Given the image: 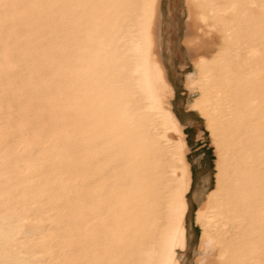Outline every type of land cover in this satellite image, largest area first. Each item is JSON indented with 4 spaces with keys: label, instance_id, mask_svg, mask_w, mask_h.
Wrapping results in <instances>:
<instances>
[{
    "label": "bare ground",
    "instance_id": "bare-ground-1",
    "mask_svg": "<svg viewBox=\"0 0 264 264\" xmlns=\"http://www.w3.org/2000/svg\"><path fill=\"white\" fill-rule=\"evenodd\" d=\"M184 1V85L214 147L209 189H192L161 0H61L89 6L58 10L55 31L31 7L49 0H0V264H165L177 228L182 264L190 193L196 264H264V0ZM9 227L29 234L9 244Z\"/></svg>",
    "mask_w": 264,
    "mask_h": 264
},
{
    "label": "rangeland",
    "instance_id": "rangeland-1",
    "mask_svg": "<svg viewBox=\"0 0 264 264\" xmlns=\"http://www.w3.org/2000/svg\"><path fill=\"white\" fill-rule=\"evenodd\" d=\"M161 10V54L169 78L175 88V98L172 100L174 111L187 127H191L194 120L199 121L196 124L198 129L200 124L204 125V128L198 131L195 136L185 131L190 147L187 156L192 165L193 189L203 182V178H207L205 185L209 189L214 185V147L208 132L205 130L204 119L200 117L198 112L188 110V103L197 92L188 90L184 85L186 74L195 70L188 47L184 44L189 21L188 8L184 0H161ZM211 43L204 44L203 49H200L196 54L207 53L206 51L213 47ZM200 155L204 156L203 159H200ZM188 199L190 204V211L187 216L188 247L182 255V264H196L200 228L195 225L194 211L198 203L193 199L192 193L189 194Z\"/></svg>",
    "mask_w": 264,
    "mask_h": 264
},
{
    "label": "snow or ice",
    "instance_id": "snow-or-ice-1",
    "mask_svg": "<svg viewBox=\"0 0 264 264\" xmlns=\"http://www.w3.org/2000/svg\"><path fill=\"white\" fill-rule=\"evenodd\" d=\"M89 5L84 4H76V3H68V2H61V0H49L47 3H36L31 5V7L41 10V19L39 21V27L45 31H55L58 29L63 23H66L67 17H62L58 10H77L82 9L84 7H88ZM254 7V6H253ZM32 27V25H29ZM201 63H204L203 61ZM232 111V106L229 102H225L222 99L218 101L216 112L220 114L223 112L225 114V120L227 121L230 119L229 113ZM203 115V113H200ZM199 123L198 120H194V123L191 127H186L185 131L190 133L192 136H195L198 131L204 128L203 124H200V128L196 127V124ZM177 127H179L177 125ZM181 148H183V144H181ZM260 154H261V177H260V184H261V197L262 201H264V127L261 129V139H260ZM9 225H11L15 220L16 217H7L6 218ZM25 225L28 223L27 221H23ZM29 234L28 229L26 228H12L9 227L8 229V243L9 244H16L19 241V237L23 235ZM213 245V241L205 237V249L206 251H211ZM184 247V245L180 242L179 239V229H176V239L172 241L171 246L168 248V256L169 259L165 261V264H178L177 260L175 259L176 251L180 248ZM25 264H33V262H25ZM201 264H216L214 257L212 259H206L201 262Z\"/></svg>",
    "mask_w": 264,
    "mask_h": 264
},
{
    "label": "flooded vegetation",
    "instance_id": "flooded-vegetation-1",
    "mask_svg": "<svg viewBox=\"0 0 264 264\" xmlns=\"http://www.w3.org/2000/svg\"><path fill=\"white\" fill-rule=\"evenodd\" d=\"M183 123H184V122H183ZM184 124H185V123H184ZM186 127H187V125H186ZM203 157H204V156L200 155V159H203ZM204 179H206V180H204ZM202 181H203V182H202V183H199L198 185H202V186H204V184L207 182V178H203ZM193 183H194V179H193ZM198 185H197V186H198ZM197 186H196V187H197ZM196 187H195V188H196ZM204 187H206V185H205ZM195 188H194V189H195ZM192 189H193V185H192ZM194 189H193V190H194ZM188 200H189V199H188Z\"/></svg>",
    "mask_w": 264,
    "mask_h": 264
}]
</instances>
